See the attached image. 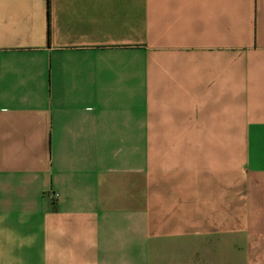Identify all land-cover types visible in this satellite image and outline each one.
<instances>
[{
    "label": "crops",
    "instance_id": "0c3cea01",
    "mask_svg": "<svg viewBox=\"0 0 264 264\" xmlns=\"http://www.w3.org/2000/svg\"><path fill=\"white\" fill-rule=\"evenodd\" d=\"M0 264H264V0H0Z\"/></svg>",
    "mask_w": 264,
    "mask_h": 264
}]
</instances>
